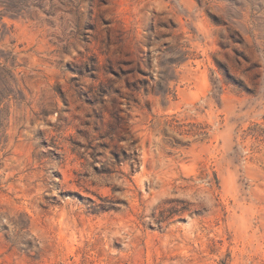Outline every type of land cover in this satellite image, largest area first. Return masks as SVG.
I'll return each mask as SVG.
<instances>
[{
	"label": "rangeland",
	"instance_id": "obj_1",
	"mask_svg": "<svg viewBox=\"0 0 264 264\" xmlns=\"http://www.w3.org/2000/svg\"><path fill=\"white\" fill-rule=\"evenodd\" d=\"M0 264H264V0H0Z\"/></svg>",
	"mask_w": 264,
	"mask_h": 264
},
{
	"label": "trees",
	"instance_id": "obj_2",
	"mask_svg": "<svg viewBox=\"0 0 264 264\" xmlns=\"http://www.w3.org/2000/svg\"><path fill=\"white\" fill-rule=\"evenodd\" d=\"M1 19H3V18H1Z\"/></svg>",
	"mask_w": 264,
	"mask_h": 264
}]
</instances>
